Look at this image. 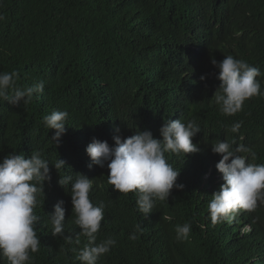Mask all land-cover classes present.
Masks as SVG:
<instances>
[{"label": "trees", "instance_id": "1", "mask_svg": "<svg viewBox=\"0 0 264 264\" xmlns=\"http://www.w3.org/2000/svg\"><path fill=\"white\" fill-rule=\"evenodd\" d=\"M0 15V72L16 71L19 86L45 81L29 104L0 101V160L40 150L50 163L43 205L34 209L41 247L32 264H81L76 256L87 239L74 223L71 182L58 184L65 175L74 182L76 173L93 179L90 200L105 205L97 243L117 241L97 264H264V205L231 223L213 225L208 214L223 183L211 144L243 143L257 154L250 162L264 164V96L246 100L233 116L210 100L220 83L212 59L231 55L264 73V0H0ZM257 79L264 90V75ZM65 110L66 132L55 145L42 118ZM178 119L199 124L193 143L200 150L166 154L184 187L145 218L133 193L112 190L107 165L89 167L85 149L93 138L112 145L114 135L144 130L161 139L163 124ZM238 121L239 131L230 132ZM58 158L65 167L56 171ZM60 200L65 232L53 237L49 216ZM186 222L189 238L178 242L175 227ZM138 223L143 231L131 240Z\"/></svg>", "mask_w": 264, "mask_h": 264}, {"label": "clouds", "instance_id": "2", "mask_svg": "<svg viewBox=\"0 0 264 264\" xmlns=\"http://www.w3.org/2000/svg\"><path fill=\"white\" fill-rule=\"evenodd\" d=\"M0 15V20H4ZM219 69L217 79L219 86L210 99L219 107L222 115L233 116L243 110L244 102L252 97L264 96L261 81L264 75L258 67L250 65L242 59L227 55L220 62L211 60ZM201 81L205 76L200 77ZM18 73L0 72V101L11 105L29 104L34 96L42 94L45 81L40 80L32 86H19ZM69 113L53 111L42 118L43 125L54 130L51 140L58 145L66 132V121ZM242 121L231 125L229 131L237 133ZM119 132V129L116 130ZM161 139L154 138L149 130L137 131L135 135L121 138L114 135L112 145L107 141L93 138L85 151L91 165L104 168L107 165V183L113 191L127 196L133 193L137 209L145 218L153 211L158 201L167 202L172 190L183 189L177 183L180 171L168 162L166 154L184 156L196 153L200 149L193 143V137L201 132L195 120L187 123L170 120L159 130ZM233 142L217 140L211 144V151L221 156L215 165L222 175L223 183L214 192L208 203V214L213 225L231 223L241 211L252 212L259 205H264V164L250 161L257 159L256 152L243 143L233 147ZM49 161L43 158L40 150H33L30 157L24 154L10 153L0 160V257L7 264H32V254L40 251L41 243L36 231L40 217L34 212L43 201V185L50 181ZM56 171L65 167V161L58 158L51 164ZM71 182L70 196L74 223L79 227V235L87 239V244L79 249L76 259L81 264H97L98 260L116 246L117 241L108 238L97 243V234L104 219L105 205L101 202L94 205L90 200L93 179L76 173L72 176L60 177L58 184L65 188ZM64 201H58L51 213L50 223L53 237L62 236L65 232ZM143 231L141 225H135L129 239L136 240ZM176 240L186 241L191 232V223L175 227ZM70 243L71 237L65 236ZM79 243V239L76 240ZM74 252L77 249H73Z\"/></svg>", "mask_w": 264, "mask_h": 264}]
</instances>
